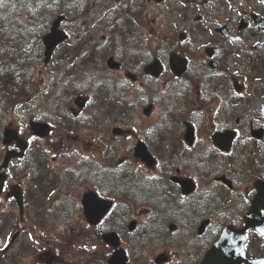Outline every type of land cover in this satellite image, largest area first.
<instances>
[{
  "label": "flooded vegetation",
  "instance_id": "flooded-vegetation-1",
  "mask_svg": "<svg viewBox=\"0 0 264 264\" xmlns=\"http://www.w3.org/2000/svg\"><path fill=\"white\" fill-rule=\"evenodd\" d=\"M91 1L92 5L82 6L84 16L90 13L89 20L78 23L69 17L63 24L72 42L58 57L79 71L78 76L89 77L85 103L67 106L69 120L82 124H77L78 130H98L96 116L104 112L96 79L113 75L116 83L129 85L130 109L138 118L129 127L131 159L121 166L123 160L118 158L115 181L123 178L134 186L131 198L138 218L177 222L186 213L198 222L192 235L174 245L176 251L162 245L154 253H163L168 258L163 264H172L174 254L182 258L189 246L193 259L201 254L200 260L224 229L242 228L253 211L258 228L251 225L245 230L244 245L250 257L264 259V4L260 0ZM99 7H108L107 17H122L109 29L103 28ZM106 50L119 62L116 69L103 64ZM156 59L154 69L160 70L148 72ZM128 72L133 76L127 78ZM148 104L143 119H149L154 108L159 111L150 124L141 126L138 114ZM113 106L119 108L117 96ZM62 114L53 112L52 117L64 122ZM139 142L156 158V165L136 156ZM25 158L19 161L25 164ZM80 163L86 189H101L103 161L96 154H83ZM41 193L39 219L85 217L80 197L73 196L75 203L63 201L52 184H45ZM1 196L8 205L15 204L9 188L4 186ZM138 201L144 203L143 209H138Z\"/></svg>",
  "mask_w": 264,
  "mask_h": 264
},
{
  "label": "rangeland",
  "instance_id": "rangeland-1",
  "mask_svg": "<svg viewBox=\"0 0 264 264\" xmlns=\"http://www.w3.org/2000/svg\"><path fill=\"white\" fill-rule=\"evenodd\" d=\"M53 7L54 5H50V7L46 6L42 14L36 15V21L40 23L39 20L45 17L49 21L46 20L44 22L50 23L56 14L53 12ZM34 9L35 7L29 6L27 20H31L32 16H35L33 13ZM23 16L21 17L23 18ZM152 25L155 27L153 22ZM30 28L31 30L33 29V24H31ZM40 33H42V31ZM63 48L64 46H62L60 50ZM44 83H46V81ZM24 99L25 100L22 102L23 104L21 107L22 111L25 108L29 109L33 107V104L36 103L35 99H31L30 103L28 104L27 96L24 97ZM39 105L41 104H38L37 106ZM41 106L44 110L35 107V111L38 113H41L42 111L47 112L49 117L51 105L49 109L46 103H42ZM154 109L155 110L149 119H143L142 117L144 115H141V113L138 114L141 116V118L138 119V122L141 126L146 123L150 124L153 121V119L156 117L155 112L159 111L158 108ZM102 110L104 114L101 116H96L95 120L98 124V130L89 128L84 130L76 129L74 131H67V127L61 123L58 125H53V133L46 137L43 142H40L41 146L36 148L37 151L49 150L50 153H52V156L57 157L60 155L66 156L69 152H71L72 156L77 158H80L83 154H96L97 158H99L100 161L102 160L103 163L107 161L105 160V155L108 153V155L114 160L122 158L123 161L128 162L132 155L129 127L130 124H133L131 121L136 120L138 116L135 115L132 110L129 111L128 107L116 108L114 106H110L107 109L108 113H106V110ZM115 125H118L123 130H125V133L118 135L113 134L111 129ZM13 126L16 127L15 125ZM24 136L28 137L27 131L25 132ZM4 151L5 147L0 142V161L3 157ZM130 153L131 155H129ZM48 157L50 158L49 155ZM68 160L69 158H59L58 164L66 166L68 164ZM15 170L16 172H12V176L22 179L23 186H25L24 184L27 182V180L23 177L27 174L25 172L19 171L20 169L16 168ZM25 171L28 172V170ZM11 180L9 182H11ZM83 188H85L83 185L79 187L80 192L83 191ZM29 200L31 204L25 208L26 211H24L22 214L24 216L20 214L18 208L15 205H8L4 198L0 200V215H6L7 213L14 214L13 219L9 221L7 227L3 232L0 233V264H79L75 261H80L86 255L93 256L95 252L97 257H102L105 254L108 255V252L111 250V248L103 246L100 244L99 240L95 241V227L88 228L81 218L79 221L75 220L69 225L64 224L62 226L65 230L64 233L66 235L67 244L50 242V245H45L44 243L47 240H45L46 238L42 232L43 230L52 231L49 229V226L53 223L47 222V226L42 229L43 227L41 225L39 226L36 220L31 219L33 213L36 211V202L33 203L30 198ZM59 223L60 225L62 224L60 221ZM71 226H73L72 229H70ZM116 226L120 225L116 224ZM16 231H19L18 235L14 241L10 242L11 236ZM29 237H31V239ZM5 245H7V247H5ZM43 246L45 247L46 253L41 254L42 256L39 257V254L44 250L42 248ZM123 246H125V244ZM151 257H154V254H152ZM137 259V261L134 260L131 262V264H139L140 259Z\"/></svg>",
  "mask_w": 264,
  "mask_h": 264
},
{
  "label": "trees",
  "instance_id": "trees-1",
  "mask_svg": "<svg viewBox=\"0 0 264 264\" xmlns=\"http://www.w3.org/2000/svg\"><path fill=\"white\" fill-rule=\"evenodd\" d=\"M33 1V7L37 8V6H42V8L44 7H50V0H11L8 1L7 6H11V8L14 7H23L26 8L28 7L29 3ZM71 2V6L72 8L77 7L78 5V1L77 0H55V5L57 7V10L59 11L60 9H64L63 12H65L66 14H68V12H74L76 17L75 18H79L81 16V11L78 10H72L69 9V5L67 3ZM46 4V5H44ZM2 10L3 7H0V55L5 54L4 57L1 58V60H3L4 62H6L8 60V62H10V58H8V52H10L11 47H15L16 43L18 42V36L22 35L21 38V45L25 44V42H28V39L30 38V31L31 28V24H33V26L35 24H37L38 22L36 21L37 19H29L26 20L25 22L20 20V22L16 21V16L14 14L15 10L10 9L9 10V25H5L4 20L6 19V16L2 14ZM62 11V10H61ZM49 21L48 19L41 18L39 20V22L43 23L44 21ZM37 28V27H35ZM39 28L43 31L44 30V26H39ZM14 58H19L18 60H16L14 62L15 66L18 65H22L23 67H26L29 64L28 57L26 53H23V50L20 51L19 54H14ZM35 63L31 62L29 66H27L26 68V73H24L23 79L24 82H28V83H32L35 80V75L31 73L30 68L31 66H33ZM63 67L67 66L66 61L64 63L61 64ZM18 71V70H17ZM55 76V73L54 75ZM19 77L18 75H16V73H12V75H9L8 73H5L3 71H0V109H2V104L4 103V98L9 97V101L7 106V110H6V116L1 117V123L4 124L8 118H12L14 115V110L17 107V103H19V101L21 100V96L24 95L26 96V88H28V86H26L25 84L22 86L19 85ZM34 84H31V86H33ZM70 89L68 90V88L65 91V97L64 99L67 100L68 98H70L72 95H74L75 93H77V91H79V87L75 84L72 86H69ZM44 93V97H48L50 94H52L51 97H53V93L52 91L49 92L48 90L42 91ZM55 96L53 97V102H59L61 99L58 98L56 94H54ZM46 97V98H47ZM14 119V118H12ZM1 124V125H2ZM1 128V127H0ZM112 171V170H111ZM111 179L113 181V174L111 173ZM112 185V184H111ZM134 186H131V184L127 181V180H120L117 182L116 186L114 188L115 192L114 194L116 196L119 197V202L121 203L119 206H123L124 204H127L128 206H130V201L131 200V193H132V189ZM41 188H45V184L43 186H41ZM113 188V189H114ZM112 189V190H113ZM31 200H34L35 202H37L38 204H41L40 200L41 198L38 196H35L34 198L30 197ZM116 205H114V209H116ZM129 213L128 208L126 209V214ZM112 215V216H111ZM113 217V213H110V216L106 218V222L109 223L110 221V227L112 228H116L117 230H119L118 227L115 226V221L112 219ZM36 222L38 223V225L42 226L43 229L47 226V222L44 220H36ZM9 221L4 219V216H2L0 218V233L4 231V229L7 227ZM64 224H69L68 221H64L62 222V224L60 225V223H58L57 221H55L52 225L49 226V229L52 231H44V236L45 238H48L47 240L49 241L50 239L54 242H58V243H66L67 244V240H66V235L64 233V228L62 227ZM123 226L125 227V222H123ZM74 230V229H73ZM120 231V230H119ZM150 233V232H149ZM69 234V232H68ZM123 237L127 240V235L123 234ZM92 261V260H91ZM102 264H104V262H100ZM91 264V263H88Z\"/></svg>",
  "mask_w": 264,
  "mask_h": 264
},
{
  "label": "water",
  "instance_id": "water-1",
  "mask_svg": "<svg viewBox=\"0 0 264 264\" xmlns=\"http://www.w3.org/2000/svg\"><path fill=\"white\" fill-rule=\"evenodd\" d=\"M62 18H63L62 16H58L53 21L51 31L47 33L43 38L46 47L45 50L46 60L49 58L55 45L65 38V35L62 33V31L58 29V25ZM109 64H111L110 60H109ZM31 127L34 130V133L40 136L46 135L49 132V125L44 122L32 121ZM13 138H17L16 132L9 128H5L4 141L8 142ZM20 143L19 144L21 145V147L25 148L26 143L23 141H21ZM16 155H22V151L18 152L15 150H8L3 159L2 166L5 167L8 164L9 160ZM5 177L6 174L0 171V192L4 184ZM11 194L15 196L18 206L22 211L23 208L22 195L19 186L17 185L12 186ZM83 202L85 204L84 211L90 223H97L108 212L110 205L112 204V202L109 200L99 198L95 192H91L87 195H84ZM248 224H255V223L249 221ZM133 226H134V222H131L129 228L131 229L133 228ZM16 234L17 233L14 234L12 239L16 236ZM237 235L238 232H236L235 235L230 238V242H231L230 245L231 248L233 249L229 248V250L225 252L222 250V248L213 245L204 255L201 264H246L247 261L245 260L244 257L243 259H241L240 257L237 256V253L243 252L240 239L238 238V240H236ZM103 238L113 246H118L119 244V239L114 232L104 233ZM125 260L126 257L123 250L117 249L116 253H113V256L109 259L110 262L109 264H126Z\"/></svg>",
  "mask_w": 264,
  "mask_h": 264
},
{
  "label": "snow or ice",
  "instance_id": "snow-or-ice-1",
  "mask_svg": "<svg viewBox=\"0 0 264 264\" xmlns=\"http://www.w3.org/2000/svg\"><path fill=\"white\" fill-rule=\"evenodd\" d=\"M260 3L264 4V0H260ZM0 7H6L5 0H0ZM119 23V21H117ZM261 114L264 115V109H261ZM85 159H88V157H85ZM149 179H153V177H149ZM103 221H101V224ZM261 235H264V231L261 232ZM31 239V237H29ZM7 247V245H5ZM259 264H264V261H260Z\"/></svg>",
  "mask_w": 264,
  "mask_h": 264
}]
</instances>
